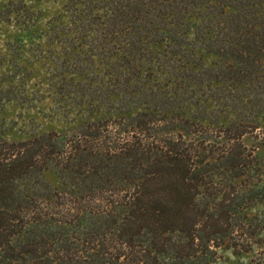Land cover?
<instances>
[{
	"label": "trees",
	"instance_id": "1",
	"mask_svg": "<svg viewBox=\"0 0 264 264\" xmlns=\"http://www.w3.org/2000/svg\"><path fill=\"white\" fill-rule=\"evenodd\" d=\"M65 3L80 34L71 48L106 66L113 115L23 140L6 139L0 120V264H220L264 243L262 169L242 142L264 121V0ZM160 74L184 81L172 117L111 112V96L167 95L148 88ZM186 103L199 120L181 116Z\"/></svg>",
	"mask_w": 264,
	"mask_h": 264
},
{
	"label": "rangeland",
	"instance_id": "2",
	"mask_svg": "<svg viewBox=\"0 0 264 264\" xmlns=\"http://www.w3.org/2000/svg\"><path fill=\"white\" fill-rule=\"evenodd\" d=\"M23 3L32 12L31 18L25 15L26 12L16 11L22 6L18 0H0V90L4 96L0 99L2 135L8 140H23L44 131L63 132L83 124L86 119L113 115L107 113L101 103L102 98L108 95L107 91L114 88L110 77L105 75L106 66L95 55L88 54L86 45L71 48L72 42L77 44L80 34L71 30V13L65 10V0H23ZM71 52L81 53V57ZM202 54L207 65L217 59L213 53L203 50ZM88 56L92 57L91 62L87 60ZM78 58L81 61L74 65ZM73 67L79 68L83 74L71 73ZM151 81L149 89L153 87L154 92L162 91L167 95L160 93L163 96L156 97L148 95L152 93L148 91L146 94L136 92L111 96L114 106L111 112L128 110L126 116L129 117L137 112L152 111L155 106L158 110H170L168 113L160 110L159 113L172 117L171 110L175 111L183 100L184 81L167 80L162 74ZM128 86L129 91L141 88L135 81ZM179 113L194 122L204 114L192 103H186ZM172 124L176 122H171L170 126ZM203 124L216 126L207 120ZM242 142L248 148H254L264 182V121L260 131L246 133ZM44 177L52 186H59V178L54 171L45 170ZM261 206L256 205L251 213H259ZM222 253L220 264H264V243L255 244L247 253L235 254L231 250Z\"/></svg>",
	"mask_w": 264,
	"mask_h": 264
}]
</instances>
